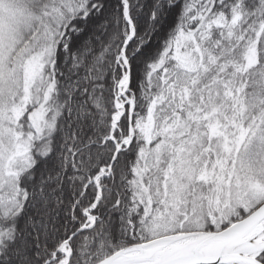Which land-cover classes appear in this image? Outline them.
I'll return each instance as SVG.
<instances>
[{
	"label": "snow or ice",
	"instance_id": "1",
	"mask_svg": "<svg viewBox=\"0 0 264 264\" xmlns=\"http://www.w3.org/2000/svg\"><path fill=\"white\" fill-rule=\"evenodd\" d=\"M0 264H264V0H0Z\"/></svg>",
	"mask_w": 264,
	"mask_h": 264
}]
</instances>
